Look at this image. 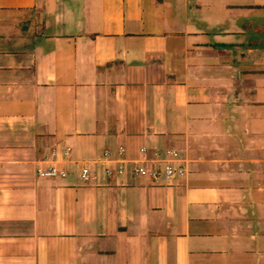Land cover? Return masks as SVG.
Returning <instances> with one entry per match:
<instances>
[{"label": "crops", "instance_id": "crops-1", "mask_svg": "<svg viewBox=\"0 0 264 264\" xmlns=\"http://www.w3.org/2000/svg\"><path fill=\"white\" fill-rule=\"evenodd\" d=\"M0 264H264V0H0Z\"/></svg>", "mask_w": 264, "mask_h": 264}, {"label": "built area", "instance_id": "built-area-1", "mask_svg": "<svg viewBox=\"0 0 264 264\" xmlns=\"http://www.w3.org/2000/svg\"><path fill=\"white\" fill-rule=\"evenodd\" d=\"M70 151L69 148L66 149V154ZM172 157H176L177 153L175 151L169 152ZM175 160V158H173ZM160 162L164 163L163 167L160 168H153L150 172L151 176L158 180L161 176H163L166 180L171 179L176 173L183 172V169L181 167H176L173 163L174 161L172 159H164L160 160ZM147 171L144 168H135L134 174H146ZM37 174L43 177H56L61 176L65 177L67 175V171L64 169H59L56 165L51 164L47 166L46 168L39 167L37 169ZM81 179L85 182L89 181L90 179V173L88 168H82L81 172Z\"/></svg>", "mask_w": 264, "mask_h": 264}]
</instances>
